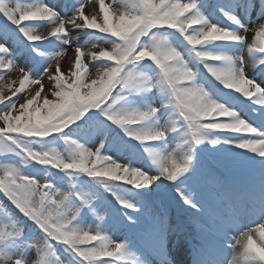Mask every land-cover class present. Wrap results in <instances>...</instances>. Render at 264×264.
I'll use <instances>...</instances> for the list:
<instances>
[{"label": "snow or ice", "instance_id": "1", "mask_svg": "<svg viewBox=\"0 0 264 264\" xmlns=\"http://www.w3.org/2000/svg\"><path fill=\"white\" fill-rule=\"evenodd\" d=\"M91 2L62 14L0 0V264H168L163 212L142 237L149 254L110 230L113 213L134 226L157 198L204 219L192 264H264V0H97L86 14ZM71 32L86 40L66 74L55 45ZM205 154L252 177L216 193L226 207L194 187Z\"/></svg>", "mask_w": 264, "mask_h": 264}, {"label": "rangeland", "instance_id": "2", "mask_svg": "<svg viewBox=\"0 0 264 264\" xmlns=\"http://www.w3.org/2000/svg\"><path fill=\"white\" fill-rule=\"evenodd\" d=\"M105 2L111 3V0H105ZM207 2L209 4H211L210 0H207ZM224 2H225V0H224ZM46 3L50 4L51 6L56 7V9L58 11H61V13L63 14V11L65 10V3L63 0H46ZM69 3H70V1L67 0V4H69ZM97 11H98L97 0H92V2L87 4L85 7V13L86 14H94ZM251 20L255 24L260 23V21H257V19H256L255 10L252 12ZM245 22L248 23V21H245ZM253 26H254L253 24H249L250 28H252ZM39 31L41 34H46L47 33V27L41 26L39 28ZM70 35L74 38L71 46L59 45V44L55 45L56 50H59L60 48H66L67 49V53H66L65 58L60 61L61 70L64 71L66 74L68 73V71L70 69V65L73 62V57H74L73 49H74L75 45L76 44L84 45L85 40H86V37L83 35H80L79 39H75V37L77 36V32H71ZM246 35H247L248 41L251 42L252 36L254 35V33L252 31H249ZM100 43H101L102 47H110L109 45H104L102 41ZM90 46H91L90 44L86 45V47H90ZM94 51H98V49H94ZM244 55H245V58L247 59V53L246 52L244 53ZM16 59H17L18 65L21 67L33 68L35 66L33 60L26 54L18 53ZM85 62L86 63L88 62L87 58L85 59ZM89 67H90V72L94 74L95 68L92 67L91 63H89ZM54 70H55V65H53V71ZM247 71H248V74L250 76L253 75L250 66L248 67ZM20 75L21 74L18 71L13 70L6 75L5 79L6 80H16L17 84L15 85V87H17ZM257 80L259 82V80H260L259 76H257ZM42 82L44 84V92H48V89L50 87L49 81L47 80V78H45ZM38 88H39V85H29L28 88L26 89L25 93L23 94V96L18 100V106H19V104L25 102V98H31V95H34L35 91L38 90ZM10 94L11 93L8 92L7 90L4 93L5 96H9ZM43 94L44 93H42V95ZM0 125H2V121H0ZM206 161L202 160V162H201V172H200V175L202 177L201 186H197L196 184H194V187L196 189V192H197L199 198L202 199V197H205L209 201H215L214 197L216 194H211L209 189H212L213 191H215V193L219 192V188L217 187L219 184L218 173L216 170H214L213 172L210 171L209 163ZM216 162L221 167L238 168L220 156H218V159ZM36 167L39 168L41 166L37 165ZM206 185H210V187L206 188ZM199 191H200V193H199ZM144 211H148V212L152 213V209H150V208H148ZM140 217L141 216L139 214L138 220H140ZM189 220H191L190 221L191 227L195 226L196 219L190 218ZM87 223L91 224V220H89ZM203 227L204 226L197 225V231L200 232ZM110 230H111V234H112L114 239L119 240V239L127 238V233L125 232V227L123 225H120L116 218L112 219V222L110 225ZM127 239H129V238H127ZM185 250H186V245H185L182 238L177 239L176 237H173L171 235H166L165 257L168 261V264H187V257L185 254ZM27 259L29 262H31L34 259V253L31 251L28 252ZM150 261H151V264H161V257H160L159 261H155L152 259H150Z\"/></svg>", "mask_w": 264, "mask_h": 264}, {"label": "trees", "instance_id": "3", "mask_svg": "<svg viewBox=\"0 0 264 264\" xmlns=\"http://www.w3.org/2000/svg\"><path fill=\"white\" fill-rule=\"evenodd\" d=\"M15 98H16V97H13V100H15ZM6 203H7V201H6ZM9 208H11V205H9Z\"/></svg>", "mask_w": 264, "mask_h": 264}, {"label": "bare ground", "instance_id": "4", "mask_svg": "<svg viewBox=\"0 0 264 264\" xmlns=\"http://www.w3.org/2000/svg\"><path fill=\"white\" fill-rule=\"evenodd\" d=\"M253 37V36H252Z\"/></svg>", "mask_w": 264, "mask_h": 264}]
</instances>
